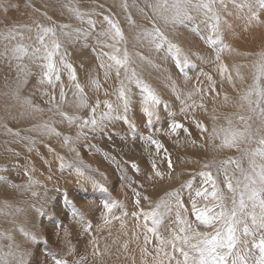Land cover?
<instances>
[{"label": "rangeland", "instance_id": "obj_1", "mask_svg": "<svg viewBox=\"0 0 264 264\" xmlns=\"http://www.w3.org/2000/svg\"><path fill=\"white\" fill-rule=\"evenodd\" d=\"M10 1H13L14 5L7 6L4 10L0 7V32L14 33L23 30L33 35H30L33 40L26 43L19 41L20 45L24 44L29 53L22 60H17L12 55L14 41L9 43L11 46L8 50L0 53V177L8 181V183L0 182V233L3 234L0 237V264H19L20 261H23V264H54L57 258H63L69 264H73L82 256L86 258V264H176L177 258L181 260L183 258L178 252H174L171 246L158 255L157 243L151 234L149 237L152 242L145 243L143 227L145 221L143 217L137 220L132 213L150 211L157 201L166 198V193L174 190H180L182 201L186 208L190 209L189 200L194 198L195 189L201 186L207 187L203 184L202 178L197 175L202 170L210 171L218 179L219 187L227 197L226 205L230 209L233 194L228 192L223 183V172L217 173L221 162L229 159L238 162L239 167L235 164H229L226 167L228 175L233 178L232 183L235 185L239 180L241 187L244 183V175L251 174L253 160L257 166L262 163L259 157L254 159L251 153L259 148L254 147L255 144L264 138V115H262L264 95H261L264 94V75H261L259 71L264 59V11L259 12V23L250 22L249 6L256 8L255 0H232L233 2L230 0L231 3L229 0L228 2L223 0L222 3L221 0H215L213 12L219 18V31L224 43L228 45V50L221 53V62L227 69L229 68L225 73V77H232V81L229 82L226 78L222 79L215 60V52L206 43V37L214 36L212 26L216 20L212 18L211 13L205 15L200 11L202 18L201 16L193 18L199 12L191 9L188 14L192 19L173 27V25L165 24L159 16L153 15L148 4H155L156 0H56V5H48L44 0H38L40 4H43L37 7H34L35 0ZM195 1L197 0H193V3ZM124 3H127L129 12L122 7ZM229 3L232 5L235 3L233 6L239 10L238 14H231ZM68 6L86 13L85 20L91 19L95 22L94 30L89 31L90 26L87 23H81L69 12ZM24 8L29 9L30 13L33 9L36 17L33 18V13L28 12L27 17L22 14L20 18L19 12ZM129 13L134 21L133 26L128 23ZM169 14L164 13V15ZM105 16L118 22L120 26L124 40L118 44L101 35L100 31L107 30ZM71 18H73L72 21ZM141 18L145 20L142 24H146L144 28L137 26ZM195 19L198 20L197 24ZM17 20L19 22H16ZM62 24L70 26L65 29L66 32L72 30L73 26L74 29L79 30L87 28L84 30L87 32L86 38L78 34L79 37H74L73 29L70 32L72 38L66 42V47L63 45V35L59 28ZM153 24L189 55L191 65L185 69L184 74L177 70L174 61L170 59L166 51L157 52L148 42L137 39L141 29L151 30ZM54 25L56 37L61 46L58 53L53 56L59 81L54 79L55 87H52L40 83L43 71H46L42 67L47 63L44 59L45 52L41 50L35 56L32 53L36 47L40 48L37 27ZM113 44L120 49L119 53H115L113 47L105 46ZM3 45L0 42V46L3 47ZM125 50L130 57L129 74L134 71L136 78L148 85L161 100V104L155 109L156 115L151 125L140 105L142 93L139 88L137 96L129 93L133 106L140 105L137 110L129 108L127 113L133 127L123 121H113L97 131H90L88 128L81 130L76 123L69 125L66 120L60 121L61 118L58 120L54 115L57 113L55 109L48 110L52 107L49 99L54 97L59 103L60 90L63 88L66 93V102L60 106V111L78 116L81 121L87 119L90 108H77L71 103L74 100L76 84L83 89V94L90 106H94L99 100L100 110L103 111L105 100L116 104L117 90L121 87V82L130 92L125 71L121 68L120 75L117 77L116 68L113 67L106 77L105 69L100 65L111 63L107 61L104 53L115 54L122 58ZM71 55L79 58L75 57L74 60ZM140 56L145 57V60H141ZM197 56L201 59H197ZM61 58L71 65L76 76L75 81L72 80L69 70L58 63ZM149 60L151 63L148 62ZM18 65H22L24 70L19 71ZM241 70L246 72L241 73ZM207 76L212 77V85L206 79ZM92 80L100 84L99 90L93 87ZM172 84H175L177 92L184 97L193 93L187 102L192 104L194 101L197 107L182 113L181 101L177 100L173 93ZM213 86L215 91H212ZM196 89L204 91L197 92ZM24 92L32 96L21 97ZM249 93H251L250 96ZM225 96L228 97V103H224ZM245 96H248V100L242 99ZM249 101H251L250 105ZM201 104L203 107H199ZM37 108L40 111L34 110ZM228 120L232 121L231 127L235 129L243 130L247 126L252 134L251 139L246 138L239 143L238 147L232 148H219V139L209 140L208 133L212 128L214 126L218 129L228 128ZM173 121L188 128L189 136H185L183 131L179 135H169L168 125ZM197 121L208 131L202 133L196 126ZM43 125L55 129V132H59L60 135L38 130ZM8 129H11V133L19 135L10 134ZM80 131L83 134L79 140H76L77 133ZM149 135L155 136L164 145L159 155L156 154L154 146L146 144L142 139ZM65 136L74 141V144L64 145ZM71 147L75 148L79 157L71 150ZM165 153L171 161L178 163V167L171 171V178L167 176L168 160L161 158ZM59 157H64L66 164L86 166L83 168L85 175L103 184L107 192H102L93 188L90 183L78 180L72 168L66 167L61 171ZM11 159L15 161L11 162ZM7 160L11 162L10 165H5ZM101 160H106L111 166L106 161L104 165ZM153 160L166 173L164 180L149 179L153 175ZM192 160L196 166L195 169L193 164H190ZM133 162L141 164L145 169L144 172L138 173L134 170ZM205 163H212V167L203 169ZM181 165L185 168L181 169ZM25 172H28L36 181L32 185V190L37 193L36 196H32L30 191L21 192L8 186V184H26L28 176ZM187 180H192L193 187L182 189L181 185ZM133 188L141 193L139 208L134 203ZM143 196L149 197L151 205L149 201L143 200ZM236 198L239 199V193L236 194ZM66 200L71 201L76 210L84 213L85 221L92 225L88 232H85L83 225L73 217L72 207L66 203ZM107 200L117 201L121 207L114 209V216L120 219L110 216V222L105 224L101 216L104 212L103 203ZM41 207L47 215L37 214L36 209ZM124 212L128 215L125 216ZM189 219L194 220V217L190 216ZM147 223L150 227L151 222ZM15 225L20 227L15 228ZM164 225L160 228V233L167 238L169 226L175 227V225L172 223V218L165 219ZM19 228L23 229L21 234L29 233L35 237V240L26 239L25 235L21 237ZM196 230L211 231L202 226ZM95 252L99 255H95ZM165 252L174 259L170 261L164 255Z\"/></svg>", "mask_w": 264, "mask_h": 264}, {"label": "snow or ice", "instance_id": "obj_2", "mask_svg": "<svg viewBox=\"0 0 264 264\" xmlns=\"http://www.w3.org/2000/svg\"><path fill=\"white\" fill-rule=\"evenodd\" d=\"M223 0H221V3ZM215 0H197L193 3V0H156L155 4L149 3L148 7L152 9L153 15L159 16L165 24H171L173 27L176 25H181L187 20H191L192 17L188 14L191 9L196 11H203L205 15L209 13L212 14V18L216 20V23L212 26V31L214 36L206 37L207 45L213 49L215 52V60L218 65V70L222 79L226 78L229 82L232 81L231 76L225 77V73L228 69L221 62V53L228 50V45L224 43L223 36L219 31V18L215 16L213 12V5ZM256 8H250L251 15L249 16L250 22L259 23V12L264 11V0H255ZM69 7V12L72 13L81 23H87L90 28L89 31L94 30L95 22L91 19L85 20L86 13L79 11L77 8ZM122 7L127 11L128 5L124 3ZM164 13H170L169 15H164ZM128 23L130 25L134 24L131 16H128ZM104 22L107 25V30L102 32L101 35L106 36L118 44L124 40V35L120 29L118 22L109 18L104 17ZM69 25H59L62 35H71V33L66 32L65 29L69 28ZM76 34L84 35L86 38L87 33L84 30H75ZM9 37L6 36L5 39ZM138 40H143L148 42L152 48L157 51H166L168 56L175 63V67L180 73L184 74L185 69L191 65V59L189 55L185 54L182 49L168 37L162 33L159 27L153 24L151 30L143 29L139 32L137 37ZM37 40L40 44V48L33 49L32 55L35 56L41 50L45 52L44 59L47 63L43 65L44 71L40 83L47 84L49 86L55 87L53 81L59 80V73L56 70V66L53 63V56L58 53L60 48V43L56 37V26L44 27L38 26ZM106 47H113L115 53H119L120 49L113 45H105ZM12 55L17 60H22L27 56L28 49L24 45H17L11 49ZM107 56L108 61L111 63L104 64L101 63L100 67L105 69V76L107 77L108 72L115 67L116 75L119 77L120 69L123 68L125 71V79L130 83H135V85L140 89L142 93V107L143 113L147 117L149 125L152 124V119L156 115L155 109L161 104V100L158 95L141 80L136 78V73L133 71L129 74L128 64L130 63V57L127 50L124 51L123 57L120 58L115 54L104 53ZM99 58V56H98ZM141 60H145V57L140 56ZM197 59L201 57L197 56ZM151 63V61H148ZM70 72L73 81L76 80V76L72 71L71 65L64 62L63 58L60 61ZM18 70L23 71V66L18 65ZM259 71L261 75H264V59L260 64ZM185 78L187 76L185 74ZM170 79V77H169ZM209 84L212 85V77L207 76ZM93 87L97 90L100 88V84L96 80L91 81ZM172 91L176 95L177 100L181 101L182 107L181 112L186 113L190 108H195L197 105L193 101L192 104H188V100L191 99L193 93H189L187 97L177 92L175 84H172ZM76 92L74 93V100L71 102L77 108H90L89 116L87 119L80 120V117L74 115H68L60 111V106L63 105L65 101L66 93L63 88L60 90V101L57 103L55 98L49 99V104L52 105L48 110L56 112L61 116L62 120H66L69 125L76 123L77 127L81 130L88 128L90 131H97L98 129H103L107 124L113 121H123L130 127H133L131 121L128 118L127 113L129 112L131 100L128 90L123 86L121 82V87L117 90V103H113L105 100L103 102V111L100 110V101L97 100L94 106H90L87 103V98L83 94V89L79 84L75 85ZM197 92L204 91L203 89H196ZM212 91H215V87H212ZM260 94V93H258ZM251 93H249V96ZM264 95V94H261ZM242 99L248 100V96ZM224 103H228V97H224ZM251 101H249V105ZM165 107H167L165 105ZM203 107V105H199ZM122 109V111H121ZM35 111H40V109H34ZM171 115V113H170ZM262 115H264V109H262ZM243 120V117H241ZM78 122V123H77ZM228 128H212L211 132L208 133L209 140L219 139V148H232L238 147L239 143L244 139H251L250 129L246 126L243 130L235 129L231 127L232 121L228 120ZM197 128L202 132H207L208 130L199 121L196 122ZM169 135L175 136L179 135L181 131L188 135V128L184 127L183 124L173 121L168 125ZM41 131H45L50 134H55L57 136L60 133L55 132V129L49 127L48 125H43ZM8 132L13 135H19L18 133H11V129ZM82 131L77 133L76 140H79L82 135ZM146 144H150L155 147L156 154L159 155L164 145L156 139L155 136L149 135L142 138ZM64 145L71 146L74 144L69 137H64ZM260 147L251 153L252 157H259L262 163L257 166L255 160L252 163L251 174L244 175V183L241 187V182L236 181L235 185L232 183V177L228 175L226 165L235 164L239 167L237 161L229 159L228 161H222L220 167L217 168V173L223 172V183L227 188L228 192L232 193V207L229 209L226 205V195L220 189L218 179L212 175L210 171L202 170L197 175H199L203 184L207 187L201 186L195 189L194 198H190V209L186 208L185 203L181 199L180 190H174L166 193V198H162L157 201L155 206L151 208L150 211H141L139 213L133 212L132 216L139 220L143 217L145 224V243H151L149 234L155 238L157 243V254L163 251L168 246H171L174 252H178L183 258L176 259V264H264V138L258 141ZM31 150V149H29ZM71 150L75 152L76 156L79 157V153L76 152L74 147ZM164 160H168L167 173L168 178H171V171L173 165L170 158L165 153L163 157ZM60 159V169L63 171L66 167L72 168L78 177V180H82L85 183H90L93 188L99 189L102 192H107V189L103 184L98 183L91 177L86 176L83 170V165L74 166L71 164H66L64 162V157H59ZM134 170L138 171L135 164L132 165ZM212 167V163H205L203 169H209ZM152 173L153 175L149 179L159 178L164 180L166 173L163 172L156 164L155 160L152 163ZM28 176V182L24 185H14L8 184L10 188L16 189L21 192H31L32 196H36L37 193L32 190V185L36 183L28 172H25ZM0 182L8 183L3 177H0ZM131 187V185H129ZM192 180L185 181L181 188H192ZM135 194L134 203L137 208L140 207L141 203V193L133 188ZM239 193V199L237 200L236 194ZM143 200L151 201L148 196H143ZM207 202V203H203ZM72 207V214L75 219H78L83 225V230L88 232L92 225L87 223L84 219V213L75 209L71 201H67ZM121 205L117 201L107 200L103 203L104 212L102 213L101 219L105 224L110 222L109 217L115 219H120L114 216V209L120 208ZM20 211V209H17ZM36 212L38 215H47L46 211L41 208H37ZM174 212V217H173ZM127 216L128 213L124 212ZM194 217V220H190L189 217ZM172 218V223L175 227L169 226V236L166 238L160 233V228L164 227L165 219ZM148 221L151 222V226H148ZM203 227L204 229H211V231H197V228ZM23 232V229H20ZM26 239L35 240V237L29 233H24ZM3 234L0 233V237ZM72 250L70 249V252ZM99 255L98 252L94 253ZM165 256L171 261L174 259L173 256L169 255L167 252L164 253ZM19 264H23L20 261ZM54 264H69V262L63 258H57L54 260ZM73 264H86V258L81 257L80 260L74 261Z\"/></svg>", "mask_w": 264, "mask_h": 264}, {"label": "bare ground", "instance_id": "obj_3", "mask_svg": "<svg viewBox=\"0 0 264 264\" xmlns=\"http://www.w3.org/2000/svg\"><path fill=\"white\" fill-rule=\"evenodd\" d=\"M20 1V0H19ZM34 1V0H33ZM62 1V0H61ZM60 1V2H61ZM124 1V0H123ZM230 1V0H229ZM232 1V0H231ZM231 1H230V3H231ZM15 2V1H14ZM16 2H18L17 0H16ZM15 2V3H16ZM27 2H28V0H27ZM44 2L45 3H47L48 5L49 4H55L56 5V0H44ZM93 2H95V1H93ZM195 2H197V1H195ZM226 2H228L227 0H226ZM233 2V1H232ZM235 2V1H234ZM35 5H34V7H37V6H40L41 4H43V3H39V1L38 0H35V2H33ZM92 3V2H91ZM229 3V4H230ZM27 4H29V3H27ZM47 4H44V5H47ZM84 4H86V3H84ZM10 5H14V3H13V1H10V0H0V7L1 8H3V10H4V8L5 7H7V6H10ZM54 5V7H57V6H55ZM88 5V4H87ZM92 5V4H91ZM117 5V4H116ZM233 5H235V3L233 4ZM232 4H230V11H231V14H235V13H237L239 10H237L236 9V7L235 6H233ZM50 7H51V5H50ZM53 7V8H54ZM235 7V8H234ZM17 8V7H16ZM32 8V7H31ZM37 9V8H36ZM59 9V8H58ZM29 9H25L24 8V10L23 11H21V12H19V14H20V18H21V15L23 14V15H25L26 17H27V13L29 12L28 11ZM40 10V9H39ZM50 10H52V9H50ZM232 10H233V12H232ZM130 11V9H128L127 8V12H129ZM24 12V13H23ZM48 12H49V10H48ZM60 12V11H59ZM202 13H203V11H201ZM1 13V12H0ZM14 13V12H13ZM30 13V12H29ZM31 13H33V18H35L36 17V14H35V11L33 10V9H31ZM30 13V14H31ZM239 13V12H238ZM237 13V14H238ZM53 14V13H52ZM92 13L90 12V15H91ZM122 14V13H121ZM199 14H200V11H199ZM196 15V16H194L193 18H200V16H201V18H202V15L200 14V15ZM240 14H242V13H240ZM16 15V14H15ZM129 16H131V14L129 13L128 14ZM236 15V14H235ZM51 16H53V15H51ZM61 16V15H60ZM121 16V15H120ZM242 16V15H241ZM240 16V17H241ZM12 17H13V19H15V17L13 16V14H12ZM62 17V16H61ZM19 18V17H18ZM72 19L73 18H71V21H72ZM147 19V18H146ZM24 20V19H23ZM148 20H151V19H148ZM242 20V19H241ZM26 21V20H25ZM45 21V20H44ZM98 21V20H97ZM144 19H142L141 18V20H139V22H138V24H137V26L138 27H140V28H144V25H146V24H144V25H142L143 23H144ZM189 20H187V22H188ZM246 21V20H245ZM261 21H262V19H261ZM264 21V20H263ZM16 22H19V20H17ZM81 22V21H80ZM24 23V22H23ZM152 23V22H151ZM150 23V24H151ZM195 23L197 24L198 23V20L197 19H195ZM72 24H74V23H72ZM188 24V23H187ZM76 25V24H75ZM171 25V24H170ZM191 25V24H190ZM86 26V25H85ZM101 26V25H100ZM124 26V25H123ZM133 26V25H132ZM195 26V25H194ZM249 26V25H248ZM37 27V26H36ZM72 27V26H71ZM83 27V26H82ZM38 28V27H37ZM75 27L73 26V28H72V30L74 29ZM208 28V27H207ZM34 29V28H33ZM81 29V28H80ZM168 29H170V28H168ZM20 30V29H19ZM32 30V29H31ZM71 29L70 30H67V32H71L72 31ZM75 30H79L78 28H76V29H74V37L75 36H77V34H76V32H75ZM82 30V29H81ZM84 30H87V28L86 29H84ZM98 30V29H97ZM141 30H143V29H141ZM140 30V31H141ZM223 30V29H222ZM21 31V30H20ZM135 31V30H134ZM170 31V30H169ZM28 32H30V31H28ZM34 32V31H33ZM98 32V35L100 36V32H103V31H100L99 32V30L97 31ZM87 33V32H86ZM92 33V32H91ZM91 33H89V34H91ZM165 33V32H164ZM168 34V33H167ZM30 35L31 34H29V33H26L25 31H21V32H14V33H4V32H0V42L2 43V45H3V47H1V51H0V53H2V52H4V51H6V50H8V47H10L11 46V44L9 45V43L10 42H12V41H14V42H12L13 44H12V46H17V45H20V43H19V41H21V42H23V43H26V42H28V41H31V40H33L31 37H30ZM72 35V34H71ZM71 35H63V45H65L66 44V42L69 40L70 41V39L72 38L71 37ZM93 35V34H92ZM179 35H181V34H179ZM6 36H8L9 38L8 39H5V37ZM31 36H33V35H31ZM98 36V37H99ZM232 36V35H231ZM73 37V38H74ZM77 37H79V36H77ZM93 37V36H92ZM101 37V36H100ZM81 38V37H80ZM16 39H20V40H16ZM78 39V38H77ZM98 39V38H97ZM16 40V41H15ZM72 40H74V39H72ZM76 40V39H75ZM83 40H86V39H83ZM18 41V42H17ZM68 41V42H69ZM75 42H77V41H75ZM113 42V41H112ZM6 43H8V45H6ZM73 43H74V41H73ZM97 43V42H96ZM68 44V43H67ZM24 45V44H23ZM72 45V44H71ZM76 45V44H75ZM103 45V44H102ZM188 45V44H187ZM37 46V45H36ZM66 46V45H65ZM73 46V45H72ZM67 47V46H66ZM71 47V46H70ZM76 47V46H75ZM37 48V47H36ZM185 48V47H184ZM71 49V48H70ZM186 49H188V48H186ZM185 49V51H187ZM83 50V49H82ZM72 52V51H71ZM187 52H190V50L189 51H187ZM191 52H193L192 50H191ZM6 53V52H5ZM98 55V54H97ZM38 56V55H37ZM72 56V55H71ZM84 56V55H83ZM75 57H77V56H75ZM75 57H73L72 56V58L74 59ZM103 57V56H102ZM232 57V56H231ZM77 58H79V57H77ZM62 59V58H61ZM61 59H60V61H61ZM232 59V58H231ZM234 59V58H233ZM242 59V58H241ZM75 60V59H74ZM38 61V60H37ZM108 61V60H107ZM243 61V60H242ZM58 63H60V62H58ZM160 64V63H159ZM235 65V64H234ZM77 66V65H76ZM244 66V65H243ZM249 66V65H248ZM43 67V66H42ZM62 67V66H61ZM241 67V66H240ZM251 67V66H250ZM40 68V67H39ZM143 68V67H142ZM244 68V67H243ZM2 69V68H1ZM229 69V68H228ZM245 69V68H244ZM44 72V71H43ZM241 73H245L246 71L245 70H241L240 71ZM24 73V72H23ZM69 73V72H68ZM17 76V75H16ZM148 76V75H147ZM18 77V76H17ZM27 77V76H26ZM18 79V78H17ZM240 80V79H239ZM18 81H20V80H18ZM57 81V80H56ZM59 81V80H58ZM36 82V81H35ZM126 82V81H125ZM127 82H128V89H129V93H131L133 96H137V94H138V91L139 90H136V85H135V83H130L128 80H127ZM120 84V83H119ZM57 85V84H56ZM24 86H25V84H24ZM26 88H27V85L25 86ZM31 87V86H30ZM25 88V89H26ZM55 89V88H54ZM137 89H138V87H137ZM30 91V90H29ZM26 92H28V90H26ZM110 92V91H109ZM30 96H32V95H29L28 96V94H25V92H24V94H22L21 95V97H30ZM141 97V96H140ZM131 100V99H130ZM112 103H113V101H112ZM116 103V102H115ZM138 103V102H137ZM142 103V102H141ZM115 105V104H114ZM137 105H139V104H137ZM141 106H142V104H140ZM139 105V106H140ZM130 109H135V110H137V108L139 107V106H135V104H134V106H133V103L131 102V104H130ZM143 108V107H142ZM131 112H133L132 110H131ZM134 120H132V122H133ZM161 123V122H160ZM33 128V127H32ZM107 130V129H106ZM184 135V134H183ZM189 136V135H188ZM186 138V137H185ZM181 139H184L183 137H181ZM180 139V140H181ZM177 144V143H176ZM254 147H260V145L257 143V144H255V146ZM255 150H257V149H255ZM254 150V151H255ZM39 156V155H38ZM37 157V156H36ZM258 157V156H257ZM15 159H17L16 157H15ZM190 159V158H189ZM192 159V158H191ZM190 159V160H191ZM255 159V158H254ZM187 160V159H186ZM11 162L12 161H15L14 159H11L10 160ZM9 160H7V161H5V165H10L11 164V162H10ZM102 161V160H101ZM122 161H124V159H122ZM129 161H131V160H129ZM193 161V160H192ZM191 161V163L190 164H193L194 163V161L192 162ZM172 162V165H173V169L172 170H175L176 169V167H178V163L177 162H175L174 163V161H171ZM102 163L104 164V165H106V163H105V161H102ZM131 164V163H130ZM132 164H135L136 166H137V168H138V173H142V172H144V167L141 165V164H137V162H133ZM193 166H194V169L196 168V166L193 164ZM182 168H185L183 165H181V169ZM178 169V168H177ZM190 169V168H189ZM37 172V171H36ZM175 174V173H174ZM176 177V176H175ZM42 180H43V178H42ZM234 181V180H233ZM170 184V183H169ZM234 184V183H233ZM170 186V185H169ZM33 188V187H32ZM54 189V188H53ZM41 190V189H40ZM55 191V190H54ZM40 193V192H39ZM150 193V192H149ZM42 196V195H41ZM62 198V197H61ZM61 202V201H60ZM29 204V203H28ZM65 205V204H64ZM58 206H60L59 205V203H58ZM69 208V207H68ZM18 228V227H20L19 225H15V228ZM20 229V228H19ZM26 233V232H25ZM20 234H21V231H20ZM23 235H24V233H22L21 234V237H23ZM40 260V259H39Z\"/></svg>", "mask_w": 264, "mask_h": 264}, {"label": "crops", "instance_id": "obj_4", "mask_svg": "<svg viewBox=\"0 0 264 264\" xmlns=\"http://www.w3.org/2000/svg\"><path fill=\"white\" fill-rule=\"evenodd\" d=\"M136 90H137V87H136ZM65 113V112H64ZM56 117H57V119L58 120H60V118H61V116L58 114V113H55L54 114ZM60 121H62V118H61V120ZM64 121V120H63ZM59 133V132H58ZM106 161V160H105ZM107 162V161H106ZM107 164L109 165V166H111L108 162H107ZM126 186H127V184H125Z\"/></svg>", "mask_w": 264, "mask_h": 264}]
</instances>
